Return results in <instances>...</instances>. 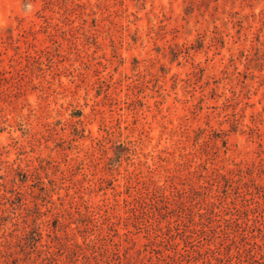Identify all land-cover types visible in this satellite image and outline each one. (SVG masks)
<instances>
[{"label":"rangeland","instance_id":"374dc122","mask_svg":"<svg viewBox=\"0 0 264 264\" xmlns=\"http://www.w3.org/2000/svg\"><path fill=\"white\" fill-rule=\"evenodd\" d=\"M0 264H264V0H0Z\"/></svg>","mask_w":264,"mask_h":264}]
</instances>
